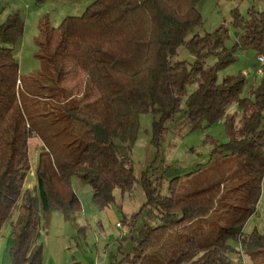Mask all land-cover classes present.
I'll use <instances>...</instances> for the list:
<instances>
[{"label": "trees", "instance_id": "1", "mask_svg": "<svg viewBox=\"0 0 264 264\" xmlns=\"http://www.w3.org/2000/svg\"><path fill=\"white\" fill-rule=\"evenodd\" d=\"M197 1L92 0L55 27L40 22L39 65L24 76L14 57L23 19L11 11L0 22V228L9 224V264H41L38 238L50 213L69 220L80 210L71 176L89 185L98 209L112 202L114 188L128 191L139 114L171 116L182 100L191 130L222 119L224 141L210 139L207 161L171 177L165 194L147 169L140 173L139 211L156 222L136 228L139 211L131 215L132 243L109 264H239L242 254L264 264V223L242 233L264 175V69L245 94L243 75L216 76L236 60V49L264 55V9H249L243 20L234 12L239 41L222 48L223 25L185 38L202 23ZM179 46L190 63L173 59ZM232 105L238 116L228 113ZM31 137L40 146L28 189Z\"/></svg>", "mask_w": 264, "mask_h": 264}, {"label": "rangeland", "instance_id": "2", "mask_svg": "<svg viewBox=\"0 0 264 264\" xmlns=\"http://www.w3.org/2000/svg\"><path fill=\"white\" fill-rule=\"evenodd\" d=\"M91 1L44 0L35 3L33 0H0V22L11 11H17L23 19L22 34L14 50L19 75H28L38 68V60L34 57V38L38 33V23L45 22L55 27L63 17L79 15ZM251 8L263 10L264 0H198L196 9L200 13L202 23L192 28L185 38L193 34L202 35L223 25L227 36L222 48H230L238 43L241 31L233 13L236 12L243 20ZM235 54L236 60L217 71L216 76L220 79L223 75H243L245 94L250 86L258 83L264 64L257 61V53L252 49H236ZM173 59L190 63L193 57L184 46H179ZM213 61L212 56L206 59L208 64ZM192 88V85L188 86L186 93ZM182 107L183 100L180 110L171 113V116L149 112L139 114L135 140L129 152L134 182L130 189L123 193L114 188L113 200L106 207L98 209L91 200L89 185L75 176L70 177V185L77 195L80 210L74 212L69 220H64L57 211L50 213L47 227L44 231L40 229L38 238L43 248L41 264H109L117 254V249L122 252L129 249L132 240L128 236L127 221L139 211L144 201L139 183L140 173L147 169L152 185L159 193L165 194L166 183L171 177L182 176L207 161L210 139L224 141L222 119L214 123L201 121L191 130ZM228 113L238 116V110L233 105L228 109ZM37 140L31 137L27 141L28 170L23 187L28 189L32 187V182L34 184L33 169L40 146V143H34ZM117 143L119 146L120 143ZM251 217L253 219L250 223H254L255 227H259L264 221V187L261 188L256 213ZM155 222L154 215L147 209H142L135 218V227ZM115 223H120L121 227L117 228ZM248 223L249 221L246 228ZM121 231L126 232L123 238L117 236ZM244 233L246 235V231ZM10 245L9 224L4 223L0 228V264H9L6 250ZM99 255L104 257L102 261H98Z\"/></svg>", "mask_w": 264, "mask_h": 264}, {"label": "crops", "instance_id": "3", "mask_svg": "<svg viewBox=\"0 0 264 264\" xmlns=\"http://www.w3.org/2000/svg\"><path fill=\"white\" fill-rule=\"evenodd\" d=\"M34 143H40L38 140H37V142L35 141ZM40 145V144H39ZM36 146H37V144H36ZM32 184H33V182H32ZM31 184V186H33ZM30 186V187H31ZM264 187V176H263V178H262V181H261V186H260V193H261V188H263ZM260 196V195H259ZM258 200H259V198H258ZM258 203V202H257ZM253 218H254V216H253ZM252 217L251 218H249L248 220H247V222L249 221V223H248V227L246 228V226H247V224H245L244 225V228H243V234H245L244 233V231H246V234L252 229V228H257V229H260L261 227H262V225H263V223H264V221L259 225V227H255L252 223H250V221H251V219H253ZM246 222V223H247ZM131 234V229L129 228L128 229V236ZM117 236L118 237H120V238H123V237H125L126 236V232H124L123 233V231H121V232H119L118 234H117ZM42 255H43V248H42ZM101 256V257H100ZM103 256L102 255H99V260H98V258H97V260L98 261H102L103 260ZM239 264H252L251 263V261H250V259L248 258V256L247 255H245V254H242L241 255V257H240V261H239Z\"/></svg>", "mask_w": 264, "mask_h": 264}, {"label": "built area", "instance_id": "4", "mask_svg": "<svg viewBox=\"0 0 264 264\" xmlns=\"http://www.w3.org/2000/svg\"><path fill=\"white\" fill-rule=\"evenodd\" d=\"M256 59L258 62H260L262 65L264 64V56L263 55H260V54H257L256 55ZM115 226L117 228L121 227V224L120 223H115Z\"/></svg>", "mask_w": 264, "mask_h": 264}]
</instances>
